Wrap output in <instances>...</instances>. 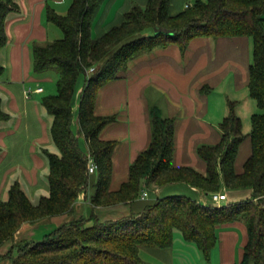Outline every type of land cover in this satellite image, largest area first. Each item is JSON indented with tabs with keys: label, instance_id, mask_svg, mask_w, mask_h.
<instances>
[{
	"label": "trees",
	"instance_id": "trees-1",
	"mask_svg": "<svg viewBox=\"0 0 264 264\" xmlns=\"http://www.w3.org/2000/svg\"><path fill=\"white\" fill-rule=\"evenodd\" d=\"M99 2L72 0L66 14L50 7L47 10V20L61 28L63 37L34 45V70L54 69L59 75L56 93L42 100L52 116L50 133L58 151L46 150L47 195L34 202L16 182L10 186L8 197L0 200V248L13 240L24 222L72 212L81 193L88 190L91 175L88 155L79 142L81 134L98 164L90 195L95 209L132 203L145 187L169 183H186L205 193L221 190L224 183L231 190L250 189L252 195L222 207L203 205L186 195L158 197L141 212L118 219L102 220L93 210L90 216L62 223L39 240L13 245L7 255L0 252V260L9 257L11 264H146L140 248L170 247L176 230L210 258L218 240L217 229L243 221L248 241L238 264H264V0H195L175 15L170 13L171 0H147L145 6L134 5L119 24L94 37L92 19ZM19 10L17 0H0V49L8 41L6 20ZM159 26L172 29L174 34L155 33ZM200 36L251 38L248 90L260 109L252 115L251 132L243 133L236 104L230 101L229 112L220 123L221 140L198 147L199 156L206 162V172L201 173L191 166L175 165V118L163 116L161 109L153 106L150 143L131 163L128 180L112 190V155L117 142L102 139L100 132L116 116L96 113L98 90L124 76L134 57L172 43L184 53L190 41ZM3 72L0 63V75ZM81 75H85V83L76 133L73 99ZM9 117L0 96V120ZM248 137L251 153L239 172L236 160Z\"/></svg>",
	"mask_w": 264,
	"mask_h": 264
},
{
	"label": "crops",
	"instance_id": "crops-1",
	"mask_svg": "<svg viewBox=\"0 0 264 264\" xmlns=\"http://www.w3.org/2000/svg\"><path fill=\"white\" fill-rule=\"evenodd\" d=\"M194 1L171 0L170 13L178 14ZM17 2L20 10L9 14L5 24L8 41L0 49V63L4 67L0 75V96L3 108L10 114L8 119L0 120V200H5L10 186L18 182L31 200L37 202L49 192L46 150L58 151L50 133L52 116L42 100L46 95L56 93L59 75L54 69L34 70L33 47L36 43L44 44L63 37L61 28L47 20V10L50 7L66 14L72 0ZM146 3L147 0H100L92 19V35L101 36L119 24L134 5L145 6ZM252 45L247 36H200L190 41L184 53L175 43L158 47L131 59L124 76L109 81L98 90L96 113L116 116L100 132L102 139L117 142L112 155V190L128 180L131 163L150 143V109L153 106H158L163 116L175 118V165L206 172V162L199 156L198 147L216 144L222 138L220 123L228 114L227 103H237L230 95H223L224 89H231L234 93L230 94H249ZM81 76L73 99V130L76 133L85 83V75L84 80ZM79 142L82 147L83 142ZM250 153L251 142L247 138L239 149L237 171H242ZM97 177V173L91 175L88 192H92ZM144 191H148L147 197L143 196ZM219 191L228 195L222 204L239 202L252 195L250 189L231 190L224 183ZM143 192L132 203L96 209L81 193L72 212L44 218L41 223L25 224L21 232L41 239L62 223L88 217L93 210L102 220L118 219L141 212L148 202L170 195H186L203 205L212 204L211 193L186 183L145 187ZM217 237L210 258H205L197 245L186 241L178 230L174 232L170 247L142 246L140 256L146 264L241 262L248 241L246 224L243 221L224 224L217 229Z\"/></svg>",
	"mask_w": 264,
	"mask_h": 264
},
{
	"label": "rangeland",
	"instance_id": "rangeland-1",
	"mask_svg": "<svg viewBox=\"0 0 264 264\" xmlns=\"http://www.w3.org/2000/svg\"><path fill=\"white\" fill-rule=\"evenodd\" d=\"M251 62H252V59H251ZM83 76H81V77L84 80ZM230 93H234V92L231 89L228 90V88L224 89V91H223V95L224 96L227 97V95H230L229 97L232 100H237V103H236V106H235V111L238 114V116H240L241 119H242L243 133L248 135L251 132V129H252V115L254 113H258L260 111V109L257 106V103H256L255 99L253 97H251L250 94H248V92H246L244 94L242 92H238L237 94H230ZM235 96L238 97V98H236ZM227 108L229 110V103H227ZM79 140L81 142H83V146H82L83 148L82 149L85 152H87L89 150V148L86 147V137L81 134L80 137H79ZM245 140H244V142H245ZM248 141L250 142V138L249 137H248ZM86 192H87V194H86ZM86 192L84 194L87 196L88 202L92 205L91 197H90L91 192H88V191H86ZM45 218H47V217H45ZM43 219L38 220L36 222H24L20 226V228L15 232L13 240L12 241H8V242L3 244V246L0 248V252L5 256V255H7L8 251L10 250V248L13 245H17L19 243H24L25 241H27V242L29 241L30 242V241L39 240V239H37L35 237H31V235H29V233H26V232H23V231L21 232V230H22V228H23V226L25 224L41 223L43 221ZM39 229H40V227L38 228V230ZM0 264H11V259L9 257H3L0 260Z\"/></svg>",
	"mask_w": 264,
	"mask_h": 264
},
{
	"label": "built area",
	"instance_id": "built-area-1",
	"mask_svg": "<svg viewBox=\"0 0 264 264\" xmlns=\"http://www.w3.org/2000/svg\"><path fill=\"white\" fill-rule=\"evenodd\" d=\"M91 71L94 70V68L90 69ZM37 90H42V88H38ZM88 155V172L90 175L96 174L97 173V169H98V164L96 163L94 157L89 153V151L87 152ZM148 191H144L143 192V196L147 197L148 196ZM228 198V195L226 192H222V191H215V192H211L210 194V201L212 202L211 205L217 206V207H222V202H224V200H226Z\"/></svg>",
	"mask_w": 264,
	"mask_h": 264
},
{
	"label": "water",
	"instance_id": "water-1",
	"mask_svg": "<svg viewBox=\"0 0 264 264\" xmlns=\"http://www.w3.org/2000/svg\"><path fill=\"white\" fill-rule=\"evenodd\" d=\"M155 33H164V34H168V35H172L174 34V31L172 29L166 28V27H155Z\"/></svg>",
	"mask_w": 264,
	"mask_h": 264
}]
</instances>
